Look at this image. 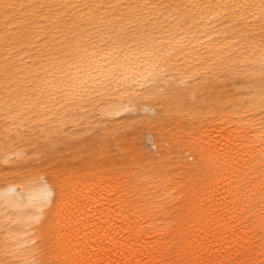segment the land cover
Here are the masks:
<instances>
[{"label":"bare ground","instance_id":"1","mask_svg":"<svg viewBox=\"0 0 264 264\" xmlns=\"http://www.w3.org/2000/svg\"><path fill=\"white\" fill-rule=\"evenodd\" d=\"M0 264H264V0H0Z\"/></svg>","mask_w":264,"mask_h":264}]
</instances>
